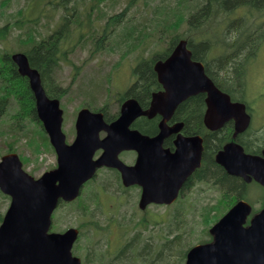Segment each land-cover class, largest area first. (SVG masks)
I'll use <instances>...</instances> for the list:
<instances>
[{"label":"water","instance_id":"95a60500","mask_svg":"<svg viewBox=\"0 0 264 264\" xmlns=\"http://www.w3.org/2000/svg\"><path fill=\"white\" fill-rule=\"evenodd\" d=\"M191 55L186 40L180 39L165 59L155 61L154 70L163 90L152 94L147 109H142L136 98H126L118 117L108 123L101 111L80 108L74 139L66 143L59 99L46 94L38 70L29 65L23 52L11 54L18 73L28 79L37 118L56 154V166L35 178L23 169L17 153L0 156V192L10 198L0 222V264H80L79 257L71 251L78 230L68 227L62 232L51 231L52 214L60 201L78 197L98 167L118 169L124 186L139 185L141 209L149 203L173 202L184 180L198 166L201 150V140L196 136L178 138L172 153L161 145L169 133L165 121L185 98L205 93L204 122L211 130L228 119L234 120L233 136L248 127L250 115L245 104L231 101ZM157 113L163 118L156 135L130 128L137 117ZM102 131L105 135L101 138ZM97 149L102 152L93 158ZM123 150L137 152L133 165L119 159ZM215 159L229 173L247 180L252 176L264 185V149L260 157L230 142ZM250 211L247 202L237 201L209 228L213 241L190 248L184 264H264V201L245 226Z\"/></svg>","mask_w":264,"mask_h":264},{"label":"rangeland","instance_id":"374dc122","mask_svg":"<svg viewBox=\"0 0 264 264\" xmlns=\"http://www.w3.org/2000/svg\"><path fill=\"white\" fill-rule=\"evenodd\" d=\"M152 1L102 0V3L98 4L99 6L92 12L95 25L100 21L105 23L110 16L120 13L121 10L125 11L122 17L127 35H122L116 43H111L110 47H114L116 51L108 50L93 54L88 50V42L80 43L69 56V60L62 61L53 71L52 76L55 82L68 90L67 94L60 99L63 109L62 131L67 143H70L75 136L74 122L80 107L87 106L93 109L106 103V110L112 115L118 106L117 95H123L133 80L134 75L131 70L136 60L141 56L147 57L152 53L161 52L175 36L166 33L161 34L159 38L156 23L151 24L153 20L150 19L153 5L156 3ZM43 2L44 0H0V28L3 27L6 31V35L0 37V54L4 51L10 54L27 49L31 40L22 41L21 38H25L31 32L36 33L35 38L46 36L41 34H44L46 27L55 20L56 11L47 1ZM90 5L91 1L87 3L83 11L85 12ZM79 9H81L80 6ZM41 11L43 14H40ZM177 17L179 18L178 15ZM30 18L31 22L28 21ZM143 26L150 27L145 31L148 34L145 32L139 34ZM183 26L184 24L181 23L180 32L183 31ZM112 27L114 30L118 29L117 25ZM127 27L131 30L129 31ZM204 29L215 45L218 44L216 41L228 36L225 33L224 35L207 33V29H210L209 24ZM128 35L146 36L141 40L128 38ZM77 36L68 35L71 38L70 42H75ZM139 40L143 41L142 44H138ZM66 45L67 43L64 47ZM130 46L134 49L121 54ZM248 65L245 77L247 101L254 111V121L259 122L260 116L264 119V42ZM8 100V108L0 117V156L12 146L21 158L24 169L32 176L38 177L56 165L55 152L48 139L39 138L41 127L37 125L38 123L25 116L21 126H17L18 129L13 125L15 121H18L15 115L20 107L13 96H10ZM121 159L124 160V157ZM108 172H98L94 182L84 185L79 199L71 205L59 206L52 218L54 223L52 230L77 227L81 232L73 245L75 254L81 259V264H112L117 260L121 261V257H115L119 247L126 245L130 238L134 239L132 242L139 243L130 246L128 252L130 257L124 259L125 264H158L156 261L160 262V259L155 255L160 252L167 240L182 230H185L182 235L184 242L191 240L195 244L210 240L211 237L207 233L209 226L232 203V198L226 195L217 197L215 193H212V188L201 185V188H197L194 193L186 191L173 203L174 205H150L141 211L135 203L138 196L137 188L125 191V196L124 190L119 192L116 188L115 178H111ZM246 192V200L251 205L253 202V206L257 207L259 203L255 199L263 196L262 189L255 184H248ZM213 197H216L214 203ZM206 202L213 203V208L207 215L203 214L201 209ZM8 204L9 198L0 195V213H4ZM180 208L183 219L174 218L173 214L180 211ZM172 220L173 224H171ZM212 220L214 221L211 222ZM200 239L202 241H199ZM181 251L184 252V249ZM141 253L146 255L144 260ZM176 258L178 257L175 254H170L162 261L174 262ZM179 261L184 264L185 259Z\"/></svg>","mask_w":264,"mask_h":264},{"label":"trees","instance_id":"16d2710c","mask_svg":"<svg viewBox=\"0 0 264 264\" xmlns=\"http://www.w3.org/2000/svg\"><path fill=\"white\" fill-rule=\"evenodd\" d=\"M152 2L156 3L153 5L150 19L153 20L151 24L153 23L155 25L156 23V32L158 31L160 34L159 38H161V34L166 33L175 36L170 40L169 45L161 52L152 53L147 57L141 56L136 60V64L133 68V73L136 75V80L133 84L128 86L123 95H117L118 106L112 115H110L106 110V103L102 104L100 107H94L93 110H101L104 113L105 119L109 121L116 117L120 103L125 97H128L129 95L134 96L139 101L141 106L148 104L150 93L155 89L152 64L155 59L165 58L170 52L172 45L179 37H184L187 39L190 47L193 50V58L199 59L204 63L206 74L213 79L215 84L221 90L228 93L232 99L245 101L248 104L245 77L247 74V69L250 65H248V63H250L255 57L256 53L264 42V0H153ZM115 17L119 18L114 19ZM122 22L123 18L121 17V13L112 15L110 20L111 25L118 26ZM181 23L184 24L182 32L179 30ZM207 24L210 25V29H207V33L212 35H224L225 33V35L228 36L216 41L218 44L215 45L212 43V39L206 35L204 28H206ZM147 29H150V27L143 26V29L139 31V34L145 32ZM130 30L131 29H129V31ZM145 33L148 34V32ZM4 35H6V31L3 27H1L0 37ZM120 36L122 35H78L75 42H70L71 38H69L68 35H46L41 36L40 38H35V35L30 33L29 35H26L25 38L21 39H23L22 41H26L28 39L31 40L30 46L23 51L29 58L30 65L37 68L40 72L42 84L47 95L61 99L67 94L68 90L67 88L55 82L52 74L62 61L69 60V56L76 49L77 44L88 42V50L93 54L108 50L116 51L114 50V47H110V45L112 42L116 43ZM145 36L146 35H137L135 37V35H128V38H137L143 40L145 39ZM142 42L143 41L139 40L138 44H142ZM66 43L67 45L64 47ZM213 48L217 49L213 50ZM132 49H134V47H127L125 48L124 53L121 54H125ZM202 51H207L210 55L217 54V59L213 58L210 59V61H204V59L198 57ZM77 69L78 68L76 67V70ZM0 91V93L4 92L0 94V117L8 108V98L13 96L16 101L19 102L20 110L15 115L18 118V121H15L16 124H12L16 127H20L23 121L22 119H24L26 116L33 122L38 123L37 125L41 127L39 138L41 140L47 139L40 121L37 118L34 98L29 89L27 79L21 77L17 73L16 67L10 59V55L6 51L1 52L0 54ZM256 125L252 124L245 133L238 136L240 143L244 145L246 151L250 153H257L264 145V125L262 126L261 130L259 129L260 127H257ZM134 126L143 133H150L152 131L151 127L149 126H143L140 124H134ZM227 128L228 126L225 128L223 127L222 131L225 132V129ZM230 132L231 129L225 133V136L228 137ZM248 133H254V141L246 140L245 137ZM46 144L49 146L48 143ZM215 144V140L213 139V146ZM218 144L219 142L217 143L215 149L218 148ZM11 151H14L12 146L11 148H8L6 152ZM209 170H215V173L217 177L220 178L222 185L226 186V189L235 192V195L233 196L237 198L228 196L232 198V203L229 205H232L234 201L240 197L246 198L245 195L247 194V189H245V192H243L244 186L241 182H238L232 177L221 172L220 167L216 166L215 164L210 163ZM108 175L111 178H115L114 183L116 188L119 189V192L122 191L123 188L119 182L117 173L115 171H109ZM202 177L203 176L197 175L196 178ZM192 180H194V178H192ZM189 181H191V179L188 180L186 183L188 185L185 188L190 185ZM91 182L94 181H90V183ZM102 187L104 188V186ZM184 192L185 190H183L182 193ZM0 195L3 194L0 193ZM78 199L79 197L76 200ZM75 201L70 203L60 202L59 206H65L69 204L71 205ZM212 208L213 205H211V207L208 206L204 209L203 214H209ZM180 212H182V210L178 211V213L175 215V218L180 217L183 219V216ZM1 219L2 213H0V221ZM213 221L214 220L211 222ZM183 232H185V230L178 232L179 234L174 235L173 238L167 240L164 243L160 249V252L155 255L159 257L158 259H160V262L156 261V263L181 264L179 260H184L186 252L194 245L191 240L190 242L188 240V242H184L182 238ZM137 237L138 236L136 235V238ZM133 240L130 238L126 245H124L122 248L119 247L116 257H121L122 262L117 260L112 262V264L126 263L124 259L130 257V254L128 253L130 251V246L133 244L137 245L139 243L136 241L132 242ZM199 241L202 240L200 239ZM205 241L206 240L203 242ZM184 244L186 245L184 246ZM182 249H184V252L181 251ZM163 252L166 253L164 254ZM170 254H175L176 257H178L176 258L177 260L174 262L167 261L168 263L163 262L166 256L168 257ZM142 255L144 260L146 255Z\"/></svg>","mask_w":264,"mask_h":264},{"label":"flooded vegetation","instance_id":"af4514ba","mask_svg":"<svg viewBox=\"0 0 264 264\" xmlns=\"http://www.w3.org/2000/svg\"><path fill=\"white\" fill-rule=\"evenodd\" d=\"M48 2L50 6L56 11V17L55 20L52 22V24L49 27H46V30L44 31V34L41 35H127V33L124 30V22H122L120 25H118V29L114 30L112 27L113 25L110 24L111 16L103 22H98L97 25H95V19L92 17V12L95 7H98V4L102 3V0H44L43 3ZM91 1V5L88 7V9L84 12L83 10L87 7V3ZM78 3L80 5H78ZM85 3V4H83ZM79 6L81 9H79ZM121 17L124 16L125 11L121 10ZM40 14H43V11L40 12ZM81 15H84L85 17H82ZM123 18V17H122ZM31 22V18L28 20ZM33 21V19H32ZM111 26V27H110ZM123 27V28H122ZM122 28L121 30H119ZM74 31V32H73ZM120 31V32H119ZM73 32V33H72ZM34 35H36L35 32H31ZM30 34V33H29ZM175 44L172 45L171 50ZM188 47L191 51L192 48L190 47L188 43ZM170 50V52H171ZM169 52V53H170ZM168 53V55H169ZM167 55V56H168ZM166 56V57H167ZM198 57L204 59V61H210V59L216 58L217 55H210L209 52L202 51L200 52V55ZM159 59H165V58H158L155 59L153 64H152V72H153V81L155 82V89L151 91L150 97L148 100V104L142 105L143 109H147L149 107V103L151 100V96L154 92L157 91H162L163 86L159 83L158 78H157V73L154 70V63L156 60ZM193 60L200 61L199 59L193 58ZM134 68V67H133ZM133 68L131 70V73H133ZM136 80V75L133 76L132 82L129 84H133ZM143 95V94H142ZM129 97H134L132 95H129ZM135 98V97H134ZM137 100V99H136ZM232 101H240V100H234L231 98ZM243 102V101H241ZM245 103V102H244ZM246 109L247 112L250 114L251 119L249 122L248 127L240 132L237 133L235 136H233L234 133V120L233 119H228L226 120L223 125L217 129L211 130L207 128L205 122H204V117L205 113L207 110V104H206V95L205 93H198L196 95L189 96L182 100L173 110L171 113L170 117L165 121V124L167 128L169 129V133L165 138L162 140V147L164 149H167L169 152H174L176 150V141L178 138H187V137H199L201 140V150L199 151V164L194 168V170L187 176V178L183 182L182 186V192L185 190V192L193 191V193L197 190V188H201V185H207L210 188H212V193H215V195L218 197H223V196H233L235 195V192H232L229 189H226L227 187L222 185L220 178L217 177L215 170H209V165L215 164L216 166H219L221 169V172L224 174L232 177L238 182H241L244 186V191L247 189L248 184H255L259 188L262 189L263 196L261 198V207L258 208V210H254L255 212H258L262 206H263V200H264V185L259 183L257 180H255L252 176L248 177L249 180L246 178L231 174L229 173L225 167L218 163L215 159L216 154L224 149V146L230 142H234L238 145H240L245 153L253 154L262 157V151L264 149L261 147L257 153H250L246 151L244 145L240 143V140L238 139V136L240 134L245 133L252 124H257L256 126L260 127L259 129L261 130L262 126L264 125V119L262 116H260L259 122L254 121V115L252 111V107L248 106L246 104ZM118 114L116 115V117ZM115 117V118H116ZM115 118L107 121L106 122H111ZM163 116L159 113L155 114L152 117H147V116H139L137 117L132 124L130 125L131 129H137L135 128L134 124H140L143 126H149L151 127L152 131L150 133H145L150 136L156 135L159 131V124L162 120ZM254 121V122H253ZM136 122V123H135ZM228 126L227 129H225V132L222 131V128ZM231 129V132L228 137L225 136V133L228 132V130ZM258 129V128H257ZM138 130V129H137ZM224 133V134H223ZM105 132H100V136H104ZM246 140L248 141H254V133H248L247 136L245 137ZM213 139L215 140V145L213 146ZM219 142V146L217 149H215L217 143ZM102 150L98 149L96 150L94 157H98L101 154ZM121 156V157H120ZM120 159L124 157V160L121 159L125 164L127 165H132L135 163L136 157H137V152L135 150H123L119 154ZM102 171H115L119 177V182L121 181L120 177V172L118 169L110 167L107 168L105 166L100 167L97 169L98 172ZM200 173V174H199ZM218 173V172H217ZM197 175L203 176L202 178H196ZM215 176V178H214ZM194 178V180H192ZM189 181V186L185 188L188 184H186ZM137 187L138 186H133ZM129 187L125 188L128 189ZM185 188V189H184ZM140 190V189H139ZM181 191V190H180ZM247 193V192H246ZM125 196L126 193L124 192ZM231 194V195H229ZM235 197V196H233ZM216 197H213V203L214 199ZM237 198V197H235ZM241 199L238 198L237 200ZM235 200V199H234ZM212 203V204H213ZM252 206V205H251ZM148 208V207H146ZM81 232L79 231L78 238L80 237ZM117 258V257H115Z\"/></svg>","mask_w":264,"mask_h":264}]
</instances>
